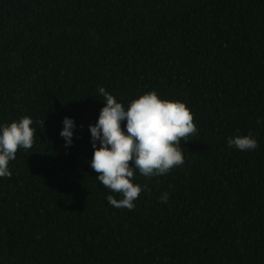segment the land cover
I'll use <instances>...</instances> for the list:
<instances>
[{"label":"trees","instance_id":"1","mask_svg":"<svg viewBox=\"0 0 264 264\" xmlns=\"http://www.w3.org/2000/svg\"><path fill=\"white\" fill-rule=\"evenodd\" d=\"M100 87L125 108L181 100L197 126L182 166L134 170L133 210L90 166ZM24 116L36 135L0 177V264H264V0H0V126ZM249 132L258 148L229 146Z\"/></svg>","mask_w":264,"mask_h":264},{"label":"clouds","instance_id":"2","mask_svg":"<svg viewBox=\"0 0 264 264\" xmlns=\"http://www.w3.org/2000/svg\"><path fill=\"white\" fill-rule=\"evenodd\" d=\"M98 91L105 104L96 123L89 125L94 149L90 166L105 188L122 197L108 195V203L118 209L133 210L141 192L148 191L147 185L142 187L133 182L134 170L152 178L182 166L185 156L181 142L189 141L197 133V126L185 102L161 98L154 90L139 95L127 108L104 87ZM44 121L39 122L43 129ZM123 121L126 124L122 127ZM33 123L31 117L24 116L0 126V177L10 178L9 162L20 149L32 148L36 135ZM75 127L71 117L63 118L60 135L65 147L72 145ZM227 142L241 151L255 150L259 146L251 132L231 136ZM160 199L166 203L168 194H162Z\"/></svg>","mask_w":264,"mask_h":264}]
</instances>
